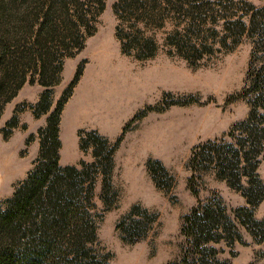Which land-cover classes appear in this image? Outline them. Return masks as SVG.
Listing matches in <instances>:
<instances>
[{"label":"rangeland","instance_id":"374dc122","mask_svg":"<svg viewBox=\"0 0 264 264\" xmlns=\"http://www.w3.org/2000/svg\"><path fill=\"white\" fill-rule=\"evenodd\" d=\"M52 1L58 7L59 0ZM118 1L106 0L105 8L93 20L94 33L85 36V46L79 51L74 49V55H64L58 50L59 40H50L52 36L47 31L40 36L45 48L27 49L45 21L41 1L0 0V55L10 46L15 54L6 53L4 65L11 71L27 69V80L5 103L0 117V199L11 197L35 167L41 149L39 130L47 125L49 114L70 90L82 67L61 113V164L81 166L83 161H96L93 148L81 147L82 130H98L112 144L119 141L108 200L102 198V173L94 188L93 211L98 219L95 247L111 255L110 264H176L187 248V238L182 234L184 217L199 199L205 200L216 192L231 213L248 205L242 191L217 177L213 169L203 175L194 173L190 159L196 145L227 136L250 115L249 99L240 94L247 82L254 38L248 34L233 36L224 45L221 41L227 34L226 22L232 17L222 15L234 11L233 19H237L236 7L240 11L246 6L244 1L263 8L264 0H223L221 10L212 0L214 3L203 9L204 22L194 26L190 12L171 9L169 0H159L161 10H168L163 24L148 25L143 20L138 23L147 36L155 37L158 45L156 54L145 59L122 49L118 27L123 21L121 9L116 7ZM70 4L74 5L72 0ZM52 18L58 25L56 32L67 34L59 17ZM126 28L133 30L128 24ZM177 37L188 39L190 45L197 44L199 52H189L196 56L186 58L173 44ZM39 49L46 53L47 62L52 57L62 61L60 81L50 87L40 82V73L27 62L30 54ZM19 50H26L21 57L17 55ZM2 72L0 67V75ZM48 88L52 110L37 116L32 105ZM73 103L80 107L71 117L68 109ZM90 115H94L93 119L85 120ZM14 116L18 123L9 126ZM239 134L235 132V136ZM227 139L235 141L234 136ZM150 160L155 162L161 185L149 168ZM257 173L264 180V152ZM192 175V185L200 190L199 195L191 186ZM243 182L247 184L246 176ZM255 216L264 218V200L256 207ZM136 221L144 226L136 236L119 228L122 222L126 228ZM239 227L243 242L230 244L222 240L216 244L220 260L264 264V239L258 241L247 227Z\"/></svg>","mask_w":264,"mask_h":264},{"label":"trees","instance_id":"16d2710c","mask_svg":"<svg viewBox=\"0 0 264 264\" xmlns=\"http://www.w3.org/2000/svg\"><path fill=\"white\" fill-rule=\"evenodd\" d=\"M38 1H41L39 7L46 10L45 21L37 31L35 41L27 49L34 46L45 48L40 36L47 31L52 36L50 40H59L58 50L64 51V55H74V49L79 51L85 46V36L94 33V18L106 5V0H72L73 6L71 0H59L58 7L52 0ZM222 1L216 0L219 10L225 6ZM46 2L50 4L46 5ZM244 2L246 6L240 7V11L236 7L239 15L237 19H233L234 11L222 15L227 18L231 16L232 19L226 22L227 34L221 42L227 45L228 38H238L244 34L254 38L247 82L240 94L249 99L250 115L228 133L227 136H234L235 141L222 136L196 145L190 166L199 175L213 169L217 177L242 191L248 205L236 208L231 213L224 198L216 192L205 200L199 199L198 204L184 217L182 234L187 238V248L176 264H231L228 259L220 260V248L216 244L222 240L230 244L243 242L239 225L247 227L258 241L264 239V218L255 216L256 207L264 200V180L257 173L260 156L264 152V7L257 8L252 3ZM169 3L171 9L190 12L191 26H194L200 21L204 22L203 9L214 2L169 0ZM116 7L121 9L119 12L123 21L118 27L123 51L135 53L143 59L155 55L158 49L155 37L147 36L138 23L143 20L148 25L161 26L168 13L167 8L161 10L159 0H119ZM54 16L59 17L67 34L56 32L58 25L52 18ZM127 24L133 30L127 31ZM177 38L178 41L173 44L186 58L196 56L201 49L197 44L190 45L186 38ZM10 50L8 46L0 55V67L3 70L0 75V117L5 103L14 97L27 80L26 68L11 71L4 65L6 53L15 54V51L13 53ZM25 51L19 50L17 55L21 57ZM192 51L196 53L189 55ZM52 59L47 62L46 53L39 49L31 53L27 61L30 67L35 66V70L40 73V82L47 87L60 81L58 77L62 61H56L54 57ZM82 71L81 67L70 90L66 91L49 114L47 125L39 130L41 149L35 167L19 183L11 197L0 199V264H110L111 255L95 247L98 219L93 211L96 208L94 188L98 175L102 173V198L108 200L107 192L113 189L114 155L119 141L112 144L98 130H82L81 147L84 150L93 148L96 161H83L81 166L61 164V113ZM32 106L37 116L50 112L53 106L51 90H45L40 101ZM17 123L18 118L14 116L8 125L16 126ZM236 131H240L237 136ZM148 165L158 185H161L155 162L150 160ZM244 176L247 177V184L243 182ZM193 179L194 175L190 178L191 186L194 193L199 195L200 190L192 185ZM119 228L133 237L143 231L144 226L136 221L125 228V222H122Z\"/></svg>","mask_w":264,"mask_h":264},{"label":"crops","instance_id":"0c3cea01","mask_svg":"<svg viewBox=\"0 0 264 264\" xmlns=\"http://www.w3.org/2000/svg\"><path fill=\"white\" fill-rule=\"evenodd\" d=\"M77 104V103H76ZM76 104L75 103H73V104H71L72 106H70V108H69V111H68V113H69V116H71V117H74V116H76L77 114L76 113H78V111H77V107H78V105L76 106ZM76 107V108H75ZM75 108V110H73ZM75 113H73L72 111ZM68 128L70 129V128H72V127H70V126H68Z\"/></svg>","mask_w":264,"mask_h":264},{"label":"bare ground","instance_id":"6f19581e","mask_svg":"<svg viewBox=\"0 0 264 264\" xmlns=\"http://www.w3.org/2000/svg\"><path fill=\"white\" fill-rule=\"evenodd\" d=\"M105 57V56H104ZM70 106H72V105H70ZM87 106H88V104H87ZM79 107L80 106H78V109H77V111H79ZM76 108V107H75ZM75 108L73 109V110H75ZM68 111H69V109H68ZM72 111V110H71ZM73 112V111H72ZM88 112V111H87ZM74 113V112H73ZM75 114V113H74ZM93 117H94V115H90V116H88V117H86L85 118V120H87V121H90V120H92L93 119ZM4 158V157H3Z\"/></svg>","mask_w":264,"mask_h":264}]
</instances>
